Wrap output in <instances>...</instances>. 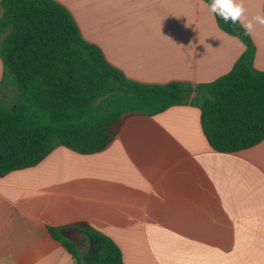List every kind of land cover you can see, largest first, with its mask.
<instances>
[{
    "label": "crops",
    "instance_id": "obj_1",
    "mask_svg": "<svg viewBox=\"0 0 264 264\" xmlns=\"http://www.w3.org/2000/svg\"><path fill=\"white\" fill-rule=\"evenodd\" d=\"M56 1L110 64L142 83L212 82L245 51L204 0ZM244 4L249 19L263 14L264 0ZM250 36L264 71V26ZM81 221L116 243L123 264H264V140L215 151L187 104L128 118L100 152L59 146L0 177V264H76L48 227L72 237Z\"/></svg>",
    "mask_w": 264,
    "mask_h": 264
},
{
    "label": "trees",
    "instance_id": "obj_2",
    "mask_svg": "<svg viewBox=\"0 0 264 264\" xmlns=\"http://www.w3.org/2000/svg\"><path fill=\"white\" fill-rule=\"evenodd\" d=\"M215 19L245 45L232 69L208 83L150 84L110 64L60 2L0 0V177L36 166L59 146L100 152L128 118L187 104L200 110L213 150L234 153L262 142L264 71L253 64L255 45L243 29ZM69 227L72 237L61 227L48 231L76 264H123L110 237L87 222Z\"/></svg>",
    "mask_w": 264,
    "mask_h": 264
},
{
    "label": "clouds",
    "instance_id": "obj_3",
    "mask_svg": "<svg viewBox=\"0 0 264 264\" xmlns=\"http://www.w3.org/2000/svg\"><path fill=\"white\" fill-rule=\"evenodd\" d=\"M209 10L225 24L243 29L245 35H251L257 24L264 26V14L248 18L244 0H210Z\"/></svg>",
    "mask_w": 264,
    "mask_h": 264
}]
</instances>
